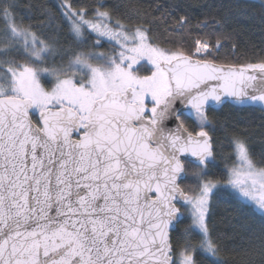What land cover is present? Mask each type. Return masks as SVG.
<instances>
[{"label":"snow or ice","instance_id":"6c2138e0","mask_svg":"<svg viewBox=\"0 0 264 264\" xmlns=\"http://www.w3.org/2000/svg\"><path fill=\"white\" fill-rule=\"evenodd\" d=\"M19 9L0 0V264H227L220 205L260 214L236 254L264 264V145L215 116L264 111V55L218 62L232 35L179 5Z\"/></svg>","mask_w":264,"mask_h":264},{"label":"trees","instance_id":"16d2710c","mask_svg":"<svg viewBox=\"0 0 264 264\" xmlns=\"http://www.w3.org/2000/svg\"><path fill=\"white\" fill-rule=\"evenodd\" d=\"M91 2V0H87ZM109 5H118L122 9H139L159 17L166 8L179 5L190 13L192 23L208 20L210 29L229 33L233 39L225 41V47L219 55L221 63H248L264 55V0H105ZM61 0H19L20 9L17 13L25 23H37L42 9L57 11ZM35 5V7H33ZM247 9L246 15L240 14V9ZM178 14L184 11L177 10ZM170 19V18H169ZM219 22V23H216ZM58 24L62 21L57 20ZM222 26V27H221ZM153 33L161 40L165 39L166 25L156 22L152 25ZM65 36L67 31L65 30ZM91 43V41H89ZM233 43L236 45L232 48ZM108 45H105L107 49ZM220 122H227L232 127L229 131L246 132L254 151L259 154L264 145V111L259 108L241 109L236 106H224L215 113ZM221 136L223 132L219 133ZM216 231L223 237V243L228 251L222 253V259L227 264H239L240 256L236 254L248 246L252 232H258L261 223L260 214L247 215L234 212L228 205L218 206L215 216Z\"/></svg>","mask_w":264,"mask_h":264}]
</instances>
